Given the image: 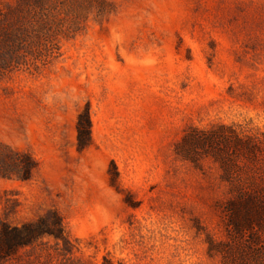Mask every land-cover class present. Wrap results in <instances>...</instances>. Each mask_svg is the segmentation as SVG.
Here are the masks:
<instances>
[{
    "label": "rangeland",
    "instance_id": "1",
    "mask_svg": "<svg viewBox=\"0 0 264 264\" xmlns=\"http://www.w3.org/2000/svg\"><path fill=\"white\" fill-rule=\"evenodd\" d=\"M0 144V264H264V0H0Z\"/></svg>",
    "mask_w": 264,
    "mask_h": 264
},
{
    "label": "trees",
    "instance_id": "2",
    "mask_svg": "<svg viewBox=\"0 0 264 264\" xmlns=\"http://www.w3.org/2000/svg\"><path fill=\"white\" fill-rule=\"evenodd\" d=\"M85 1H87L89 5H92L94 2L103 3V4L105 3V0H85ZM100 10L104 14L109 12V9H105V8H101ZM82 12L83 11L79 12L78 15L85 17V14ZM220 129L221 130L226 129V127L224 128L222 126ZM224 142L228 144V139H226L224 132L205 131V130L194 128L190 132H187L182 138V140L177 143L176 153L184 159H192L198 155L197 153L198 149H204V148L211 147L212 148L211 151L214 153L215 158L220 160L224 164V166L227 165L228 168H230L232 166L231 162L223 159L222 157L223 152L220 150H217L214 147L216 145H221ZM6 155H12V154H9L6 151V148L0 144V160L4 158ZM16 163L18 162H15V164ZM33 167H34V163L29 158L28 162L25 163L21 169H17L18 171H15V174H17L18 178L21 180H29L31 177L32 171H33ZM229 171L231 172V170H228V172ZM2 174L3 176H9L10 171H3ZM240 196L241 197L245 196V193H240ZM259 196L260 195H258V197L252 195L253 198L260 201L263 198ZM15 230L20 231L19 228ZM31 234H38V231H34V233H31ZM11 241H12V234H10L8 230L5 228L0 233V243H6L8 244V246H11V243H12Z\"/></svg>",
    "mask_w": 264,
    "mask_h": 264
}]
</instances>
